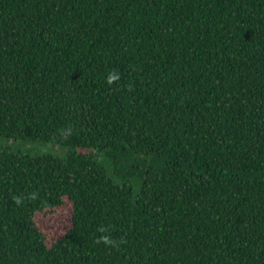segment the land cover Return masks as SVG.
I'll use <instances>...</instances> for the list:
<instances>
[{"label": "trees", "instance_id": "16d2710c", "mask_svg": "<svg viewBox=\"0 0 264 264\" xmlns=\"http://www.w3.org/2000/svg\"><path fill=\"white\" fill-rule=\"evenodd\" d=\"M0 141L71 153L0 147V264H264V0H0Z\"/></svg>", "mask_w": 264, "mask_h": 264}, {"label": "rangeland", "instance_id": "374dc122", "mask_svg": "<svg viewBox=\"0 0 264 264\" xmlns=\"http://www.w3.org/2000/svg\"><path fill=\"white\" fill-rule=\"evenodd\" d=\"M0 147L6 148L13 152H21L25 154L48 155L57 159H65L71 153L69 150L61 147H53L45 145L41 142L21 141L15 144L8 141H0ZM73 210L70 205H66L61 209H55L46 213H39L36 216L39 227L42 228L45 235H47L48 243H52L53 238L62 236L68 227L69 220L72 216Z\"/></svg>", "mask_w": 264, "mask_h": 264}]
</instances>
